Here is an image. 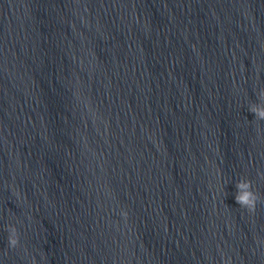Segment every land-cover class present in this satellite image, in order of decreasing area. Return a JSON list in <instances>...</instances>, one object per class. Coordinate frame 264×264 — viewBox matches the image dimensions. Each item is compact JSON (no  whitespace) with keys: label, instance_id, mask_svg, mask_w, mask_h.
Masks as SVG:
<instances>
[{"label":"clouds","instance_id":"obj_1","mask_svg":"<svg viewBox=\"0 0 264 264\" xmlns=\"http://www.w3.org/2000/svg\"><path fill=\"white\" fill-rule=\"evenodd\" d=\"M249 112L254 114V118L264 120V89L257 93V102H253L249 106ZM237 193L236 202L240 207L247 209L249 212H255L257 202L261 200L260 195L253 190V182L249 179H241L236 183ZM120 215L127 219L128 212L122 210ZM8 244L9 247H16L19 243V234L15 226L8 227ZM224 264H230V260L225 259Z\"/></svg>","mask_w":264,"mask_h":264}]
</instances>
